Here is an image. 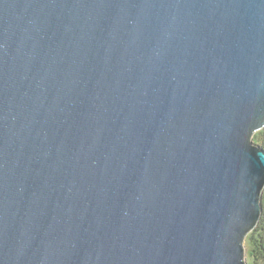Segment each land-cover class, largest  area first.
Segmentation results:
<instances>
[{
    "label": "water",
    "instance_id": "95a60500",
    "mask_svg": "<svg viewBox=\"0 0 264 264\" xmlns=\"http://www.w3.org/2000/svg\"><path fill=\"white\" fill-rule=\"evenodd\" d=\"M264 0H0V264H247Z\"/></svg>",
    "mask_w": 264,
    "mask_h": 264
},
{
    "label": "trees",
    "instance_id": "16d2710c",
    "mask_svg": "<svg viewBox=\"0 0 264 264\" xmlns=\"http://www.w3.org/2000/svg\"><path fill=\"white\" fill-rule=\"evenodd\" d=\"M253 141L264 150V128L253 136ZM261 205L260 222L245 239L247 264H264V189L261 195Z\"/></svg>",
    "mask_w": 264,
    "mask_h": 264
},
{
    "label": "rangeland",
    "instance_id": "374dc122",
    "mask_svg": "<svg viewBox=\"0 0 264 264\" xmlns=\"http://www.w3.org/2000/svg\"><path fill=\"white\" fill-rule=\"evenodd\" d=\"M256 144H257V143H256ZM244 244H245V243H244ZM247 260H248V259H247V255H246V256H245V261L247 262Z\"/></svg>",
    "mask_w": 264,
    "mask_h": 264
}]
</instances>
